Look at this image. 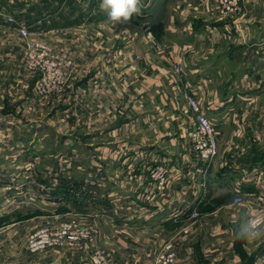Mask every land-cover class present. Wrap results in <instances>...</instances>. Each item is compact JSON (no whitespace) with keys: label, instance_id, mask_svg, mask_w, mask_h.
<instances>
[{"label":"crops","instance_id":"1","mask_svg":"<svg viewBox=\"0 0 264 264\" xmlns=\"http://www.w3.org/2000/svg\"><path fill=\"white\" fill-rule=\"evenodd\" d=\"M99 3L100 0H0L3 12L13 9L21 10L25 13L23 19L21 18L23 23L33 28L37 26V29H46L50 25L75 24L83 26L90 22L94 25L108 23L106 14L99 9ZM159 10V6L155 5L152 13L156 15ZM158 17L155 16V19ZM155 19L151 22H154ZM221 25V29L225 30L226 24ZM206 26L212 28L213 24L209 23ZM217 31L219 29L215 27L213 33L215 34ZM95 35V38L93 36L90 41L93 44L88 46L85 44L86 48H84L87 54L90 53L89 49L94 50L96 59L92 62V66L87 70L82 68L83 72L77 76L75 85L69 83L62 94L52 95L53 97L46 101V109H51L52 114L51 116L47 114L46 120H44L51 122L61 116L62 120L66 122L65 127L68 128V131L77 127V131L81 132L79 137L86 141L77 143V145L87 148L94 154L111 152L117 148L118 140L116 141V139L119 131H122L120 135H125L126 138H135L139 120H141L142 136H145V133L150 136L154 135L159 126L160 130H165V133L162 134L165 138H170L165 135H171L174 131L176 142L171 139L165 146H155L153 143L149 144L151 145L149 147H140L142 149L140 152L145 156L137 157L125 164L115 161L76 164L79 171L84 170L83 173L80 171L83 177L81 176L82 178L79 180L67 179L66 182H62L63 185L60 187H66V189L60 190L62 192L60 197L54 193H51L52 195L50 193L35 195V199L45 202V206L41 202L38 204L33 202L34 198L29 199L32 202L28 205V209L34 210L39 205L37 208L42 212L24 215L25 209L19 208L12 211L5 209L0 214V264H88L89 256L71 258V261L74 260L71 262L70 257L65 254L52 252L45 256H35L26 251L27 244L21 243L20 239L24 238L28 229L26 230L27 225L21 226V224L29 221V218L35 219L36 222L45 217L52 218L54 214L66 217L72 214L79 215L83 222L82 225L91 230L93 235L90 250L107 248L110 253V264H157L156 253L166 240H173L181 259L190 260L195 264H264L262 238L252 241L255 243L253 246L251 242L236 240L232 237L231 229L241 220L236 212L227 214L228 211H233L229 195L225 194L228 196H225L224 199V197L222 198L223 194L217 192V190H221L223 184L226 187V183L230 182L232 190L236 193L235 199L239 192L248 195L251 188L256 189L258 194L260 192L264 195V186L260 185V180H264L262 159L253 163L241 160L225 161V168L217 171L210 170L211 175L207 180V186L203 189L200 188L199 191L200 185L198 178L195 179L196 175L194 176L191 170L184 171L183 165L180 166L179 163L175 165L176 157H167L171 154L175 155L171 152L172 150H176L178 156L182 152L181 148L185 146L184 149L186 151L189 149V151L183 159L187 162L192 159L188 157L190 153H193L192 140L187 136L188 130L182 126L185 124L181 118V110L188 106L187 92L196 94V89L205 88L211 98L209 102H206V105L202 104L204 111L210 117L217 111L224 116V114H228V104L233 102V98L229 94L228 98L224 97L219 101L214 90L241 89L242 84L245 83L244 79L248 77L247 73H251L255 77L254 81L257 82H254V85H258L256 84L258 82L263 83L258 75L264 72V40L258 44V48L250 50L248 45L251 46L252 40L249 35L247 38L242 36L238 40L237 46L232 44L233 47L225 52L220 50V44L217 45V48L214 46L216 45L214 40L207 43L210 45L209 48L204 49L205 51L179 43L171 47L175 50L168 51L167 54L165 50H161L155 58H152L148 53L140 55L141 58L136 64L139 70L129 65L123 67L126 69L123 79L121 78L122 73H118L121 70L116 61L119 48L112 43V37L109 34L99 31L95 32ZM226 36L225 34V39ZM114 37L117 38V36ZM46 38L49 40L48 37ZM82 38L89 39V36L84 34ZM247 40H250L248 44ZM158 45L160 44L158 43ZM125 51L127 52V64L132 63L128 60L133 61L134 51L131 47H125ZM236 54L242 55L237 66L238 70L228 77L223 87H220L217 81L224 78L220 68H224L226 78L228 57H235ZM252 57L256 59L255 64L254 61H251ZM202 60H205L204 63ZM179 64L182 66V74L176 71V66ZM84 66L82 64L81 67ZM208 68L211 70H207ZM218 69H220L221 78H213L212 75L208 76L204 73L214 72ZM133 76L137 78L135 81ZM176 78H179L178 81ZM117 80L121 82L118 84ZM136 85L146 88V91L141 93L142 99L139 101H134L131 94ZM154 87L159 88V94L160 88L164 87L176 97L167 94L164 97L160 95L153 98L155 91L150 89ZM197 97L199 98L200 94ZM153 103L160 105L156 113H151L149 109L150 106L154 107ZM136 104L138 105L136 106ZM33 105L38 106L35 102ZM56 106L60 107L62 111H58ZM0 109L4 110L0 111V130L3 131L11 130L15 133L22 131L23 127L26 130L28 126H33V121L41 119L39 115L38 118L32 120L23 118L24 115H19L16 112L10 114L3 107ZM139 111H141L140 114ZM176 114H179L180 118H176ZM137 115L138 118H136ZM192 118L195 120V116L191 114L190 122H192ZM150 121L157 124L154 133L147 125ZM152 126L154 127L153 124ZM168 131L169 134H167ZM186 141L191 143L189 148L184 144ZM130 143L132 146L125 145L128 149L134 148L133 140ZM153 149L160 155L159 159H163L162 163L173 164L169 165L172 170L165 190H160L150 178L151 169L159 165L158 159L155 164H150L149 153L154 151ZM143 151H147V153ZM177 160H180V156L177 157ZM74 167L76 169V166ZM251 175H257V178L253 179ZM222 177L225 178V183ZM256 180H258V186H253ZM74 185L80 186L77 193L70 192ZM223 200L225 201L222 203L225 204V216L229 220L226 225L224 223H220L218 226L213 225L209 218L205 222L198 220L188 228L189 230L185 228L188 221H193L190 216L196 207L200 206V209L205 207L203 215L213 216L218 211L216 202ZM102 217H108L111 220L108 232L102 228V225L98 226V221ZM48 220L49 222H58L55 219ZM8 222H11L12 225L2 226ZM118 225H124L125 228L118 227ZM135 226L139 230L136 233L138 235L136 240L133 239L132 230ZM185 230L188 232L185 233ZM6 256H10V258L5 260Z\"/></svg>","mask_w":264,"mask_h":264},{"label":"rangeland","instance_id":"2","mask_svg":"<svg viewBox=\"0 0 264 264\" xmlns=\"http://www.w3.org/2000/svg\"><path fill=\"white\" fill-rule=\"evenodd\" d=\"M143 3L145 6L142 8L141 14L134 15L130 22L125 24H117L113 26V28L110 23L105 22V24L101 23V25H94L92 22H90L83 26H77L75 24L62 26L50 25L46 29H37V26H34V28L31 26L33 34H31L29 39L41 40L49 44L52 51L54 52V60L56 62L61 59H65L71 60L73 63L70 71L71 75L64 83L61 93H55L53 96L62 94L69 83L75 85L77 76L83 72L82 68L87 70L90 68V66H92V62L94 59H96V55L93 53L94 50L89 49L90 53L87 54L85 52L86 49L84 48L93 44V42L90 41L92 40L93 36L95 38V32L102 31L109 34L112 37V43L116 45L115 47L119 48L117 49L118 55L116 61L118 68L121 70L118 73H122L121 78L123 79L125 76L124 72L126 71V69L123 67L129 65L139 70L136 64L139 62L142 55L148 53L151 54L152 58H155L158 56L159 51L165 50L167 54L168 51L175 50L171 48L172 46H175L179 43L185 44L186 46L191 45L198 50L201 49L200 51H205L210 45L207 43L214 40L216 43L214 46L217 48V45L220 44V50L225 52V50H229V48L233 47V45L237 46L238 40L241 39L242 36L247 38V35H249L250 40H252L251 46L248 45V49L250 50L258 48V44L264 40V0H241L239 9L228 14L227 16L222 15L220 12V2L218 0H143ZM155 5L156 7L159 6L160 9L156 15L155 13H152L153 7ZM1 9L2 6H0V12H3ZM4 13L13 14L19 21L22 22V19L25 15V13L21 12V10L14 9ZM155 16H159L158 19H155ZM154 19L155 21L151 22ZM209 23L213 24L212 28H207L206 25ZM224 23L228 28L225 26V30H222L221 24ZM215 27H218L219 31L214 34L213 32H215ZM84 34H87L89 39H83L82 37ZM225 34L227 35L226 39ZM114 36H117V38ZM155 36L158 41L156 40ZM46 37H48L49 40H47ZM250 40H247V44ZM89 42L90 44H88ZM157 42L160 45H158ZM27 43L28 39L22 37L15 29L1 24L0 107H3L5 111L10 114L16 112L19 113V115H24L23 118H31L34 120L40 116L41 119L38 121H33V126H28L29 130H24L25 127L22 128V131L15 133H13L11 130H0V214L3 213L5 209L12 211L19 208L25 209V212L23 213L24 215L42 212L39 208H37L39 205H37L34 210L28 209V205H30L32 202L29 199H35V195L39 196L49 193H54L60 197L59 195L62 193V188L66 189V187H60V185H63L62 182H66L67 179L79 180L83 177V174H81L80 171L83 173L84 170L79 171L77 169L76 164L78 163L115 161L117 163L120 162L125 164L126 162L129 163L130 160H134L137 157L141 158L142 156H145L140 152L142 151L140 147H149L151 146L149 144L153 143L155 146H165L167 141H170L171 139L175 140L176 142V135L174 134V131H172L171 135H165L170 138H165L162 136V134L165 133V130H160L159 126L157 127L156 133L154 135L150 136L145 133V136H142L141 120H139L137 121L138 125L136 126V137L133 139L126 138L125 135H120V132L122 131H119L118 138L116 139V141L118 140L116 145L118 147L111 150V152L105 151L107 153L102 152L100 154H94L87 150V148L77 145V143L86 142L83 141V139L81 140V137H79V133L81 132L79 130L77 131V127L74 130L68 131V128L65 127L66 122L62 120L61 116L60 118L51 122L45 121L47 114L50 116L52 114L51 109H46L47 105L45 103L53 96H42V94H38L36 90V86L42 80V78L40 79V75L29 70L27 66L25 61ZM125 47H131V49L134 51L135 55L133 61L128 60L132 63L127 64V52L125 51ZM169 47L170 49H168ZM110 49L112 48L110 47ZM203 54L206 55L205 53ZM241 56V54H236L235 57H228L229 61L227 64L226 78L224 68H220L222 69L221 73L224 74V80L220 79L217 81V84L220 87H223L225 85V81L228 80V77L238 70L237 66L241 60ZM223 60L225 62V57ZM202 61L204 63L205 60ZM251 61H254L253 63L255 64L256 59L252 57ZM82 64L85 66L81 67ZM48 68L49 73H52L53 69L50 66H48ZM220 69L215 70L214 72L209 71L204 73L208 76L212 75L213 78H221V73H219ZM207 70H211V68H208ZM145 71L147 72V70ZM247 76L248 77L244 79L245 83H243L244 85L242 84L241 89L232 90L228 88L225 90H214V94L217 96L219 101L224 97L228 98L230 94L231 98H233V102L228 104V114H224L223 116L220 114L221 112L217 111V113L212 115L213 118L209 116L219 136L217 140L218 157L213 161L209 168H206V166L201 164V160H198V154L194 150L192 131L193 127L195 126L196 119L194 120L192 118L193 120L190 122L189 116H191V114L195 116V114L190 111L188 106L186 109L181 110V118L183 120L182 122L185 124L182 126L188 130L187 136L192 140L193 153L188 155V157L192 159L189 162L183 159L184 155L189 151V149L187 151L184 149L185 146L181 148L182 152L178 155L180 156V160H177L178 156L176 155V150L171 151L175 155L171 154L167 157H176L174 159L175 165L179 163L180 166L183 165L182 169L184 171L191 170L194 176L196 175L195 179L198 178L200 185L199 191L200 188L203 189L207 186V180L211 175L210 170L214 169L217 171L221 170V168H225V161L227 162L229 160V162H234L241 160L247 163L249 161L262 159V166H264V72L258 75V77L261 78L260 81L263 82L256 83L258 85H254V82L257 81H254L255 77L253 74L247 73ZM133 79L135 81L137 79L136 76H133ZM178 79L176 78L177 81ZM117 82L119 84L121 81L117 80ZM158 89V87L150 89L155 91L153 98H156V96L160 95L164 97L167 94H169L171 97H176V95L170 94L169 90L164 89V87L160 88V94L158 93ZM145 91L146 88L144 86L141 88L140 85H136V87L132 89L131 93L133 100H141V93ZM170 91L172 92L171 89ZM199 94V102H202L201 105H206V102H209L211 98L209 92L207 93L205 88L196 89V95L198 96ZM122 100H124L123 97ZM33 102L37 103L38 106L33 105ZM23 103L24 105H22ZM137 105L138 104H136V106ZM56 108L58 111H62L60 107L56 106ZM159 108L160 105L155 104L154 107H149L151 113H156ZM1 110L2 109H0V111ZM140 112L141 111H139V114ZM176 115V118H180L178 116L179 114ZM138 117L139 116L137 115L136 118ZM185 118L186 121H184ZM176 122L178 121L176 120ZM151 123L154 125V127ZM147 125L151 127V132L154 133L155 125L157 124H154L153 121H150L147 123ZM169 131L167 134H169ZM132 140L134 142V148L132 147L131 149H128L125 144L132 146V143H130ZM184 144L188 148L191 145L189 141L184 142ZM143 152L147 153V151ZM149 154L150 164H155L156 160L158 159V164L164 165L172 170L169 165L173 164L162 163L163 159H159L160 155H158L156 150L150 151ZM74 166H76V169ZM205 168L207 169V175H205ZM256 176L257 175H251V178L256 179ZM223 182L225 183V178L223 179ZM223 185L224 186H221V190H217V192L222 193V198L224 197V199L225 196L229 195L228 197H230L232 200L231 205L233 211H228L227 214L236 212L239 219L243 220L255 213V210L252 209V202L254 201L253 199L255 196L258 194L256 189L251 188L250 192L245 197L247 200L246 203L238 205L235 204L234 201L236 193L232 190V184L227 182L226 187L225 184ZM79 188V185H74L70 192L77 193ZM58 201L60 202V200ZM33 202H37L38 204L41 201L35 199ZM41 203L45 206V202ZM222 203H225V201L223 200L222 202H216L218 205V211L213 216L203 215V213H205L203 208L205 207H201L200 209L199 206L198 218H191L193 221H188V225L185 228L188 229L190 226L192 227L198 220L199 222H205L209 218L212 220L210 222L213 225L218 226L220 223H224V225H226L229 220L228 217L225 216V204ZM69 217L63 216L61 214H54L52 218H48L52 220L55 219L56 221L58 220V222H49L47 217L44 219H39V221L35 222V219L32 220V218L27 217L30 220L28 219L29 221H25L23 224H21V226L27 225L26 230L28 229V231L25 233L24 238L20 239L21 243H25V245L27 244L26 251L35 256H45L52 252L65 254L66 256L70 257V261L71 258L76 259L81 256H89L90 263L88 262V264H92V257L94 255L93 253L96 251L90 250L92 248V240H90L82 248L74 246L60 249H47L37 253L31 252L28 248L29 238L32 236V234H34L38 229L49 225L48 223L60 224L75 220L79 226H84L82 225L83 222L79 215L72 214ZM110 221L111 220L108 217H102V219L98 221V226L102 225V228L106 229V232H108L110 228ZM86 222L89 223V221ZM10 225H12V223L8 222L2 226ZM118 227L125 228L124 225H118ZM134 228L132 229L133 239L136 240L138 236L136 233H138L137 231L139 230L136 226ZM184 232L187 233L188 231L185 230ZM226 240L227 237L225 235V241ZM168 241L173 242V240H166L165 242ZM261 241L264 242V238H262ZM251 245L255 246V243L251 242ZM160 249L156 253V263ZM99 250L110 254L107 248L103 247ZM83 251H90L91 253H84ZM9 258L10 256H6L5 260H8Z\"/></svg>","mask_w":264,"mask_h":264},{"label":"built area","instance_id":"3","mask_svg":"<svg viewBox=\"0 0 264 264\" xmlns=\"http://www.w3.org/2000/svg\"><path fill=\"white\" fill-rule=\"evenodd\" d=\"M218 1L220 2V12L225 16L239 9L241 2V0ZM1 24L10 26V28L15 29L22 37L28 39L25 61L29 70L38 73L40 79L42 78L36 86L38 94L40 93L42 96L47 97L55 93H61L64 83L71 75L72 61L61 59L56 62L54 60V52L50 45L41 40L29 39L31 34H33L31 26L19 21L13 14L0 12V26ZM48 66L53 69L52 73H49ZM176 70L179 74H182V66L180 64L177 65ZM187 100L190 111L196 116V123L192 131L194 150L197 152L198 160H201V164L209 168L218 157V132L208 114L204 111L196 94L187 92ZM206 168L205 175H207ZM150 174L156 186L160 190H165L169 182L171 170L159 164L151 169ZM256 182L254 186H258V180ZM260 185L264 186L263 179L260 180ZM246 195L245 193L239 192V195L234 200L235 204L242 205L246 203ZM253 200L252 209L255 210V213L251 216L264 215V195L259 192ZM198 216L199 211L196 207L192 211L190 218L196 219ZM48 224L38 229L29 238L28 248L31 252L37 253L47 249H60L74 246L82 248L92 240L91 230L87 227L79 226L75 220L60 224ZM93 254L92 264H110V255L107 252L96 250ZM157 263L195 264L192 261L181 260L178 256L175 243L172 241L165 242L162 245L158 253Z\"/></svg>","mask_w":264,"mask_h":264},{"label":"clouds","instance_id":"4","mask_svg":"<svg viewBox=\"0 0 264 264\" xmlns=\"http://www.w3.org/2000/svg\"><path fill=\"white\" fill-rule=\"evenodd\" d=\"M143 0H100L99 9L106 14L108 23L113 26L131 21L134 15L141 14ZM236 240L252 242L264 238V215L249 216L239 221L231 229Z\"/></svg>","mask_w":264,"mask_h":264},{"label":"trees","instance_id":"5","mask_svg":"<svg viewBox=\"0 0 264 264\" xmlns=\"http://www.w3.org/2000/svg\"><path fill=\"white\" fill-rule=\"evenodd\" d=\"M264 157V156H263ZM254 161H256V160H254ZM254 161H252V162H254Z\"/></svg>","mask_w":264,"mask_h":264}]
</instances>
